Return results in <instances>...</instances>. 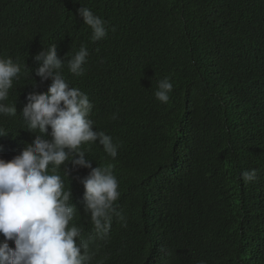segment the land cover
I'll list each match as a JSON object with an SVG mask.
<instances>
[{
  "label": "trees",
  "instance_id": "obj_1",
  "mask_svg": "<svg viewBox=\"0 0 264 264\" xmlns=\"http://www.w3.org/2000/svg\"><path fill=\"white\" fill-rule=\"evenodd\" d=\"M81 6L106 22L104 39H91ZM52 44L69 85L93 104L94 128L119 146L115 159L82 146L118 181L125 219L113 214L106 235L84 212L90 170L57 173L91 264H264V0H0V58L21 67L6 101L17 114L0 115L14 147L39 134L21 112L51 83L33 57ZM81 45L89 55L76 76L67 61ZM165 77L173 91L162 103L154 93Z\"/></svg>",
  "mask_w": 264,
  "mask_h": 264
},
{
  "label": "clouds",
  "instance_id": "obj_2",
  "mask_svg": "<svg viewBox=\"0 0 264 264\" xmlns=\"http://www.w3.org/2000/svg\"><path fill=\"white\" fill-rule=\"evenodd\" d=\"M77 14L91 28L93 41L107 36L106 22L90 8L81 6ZM88 55L87 48L81 45L67 61L68 71L83 75ZM33 59L39 63L35 75L40 82L51 83L44 93H28L21 113L27 130L39 134L31 143L14 147L0 127V153L12 157L10 161L0 159V234L4 237L0 240V264H91L88 242L82 238L81 229L71 224L77 212L70 203L71 189L65 187L57 173L63 168L68 176L69 165L90 170L80 179L84 212L90 214L95 233L106 235L113 214L121 221L125 219L114 207L120 197L118 181L111 165L93 167L82 146L98 143L113 159L119 146L110 135L94 128L90 118L93 104L87 94L65 79V61L58 57L57 45L44 48ZM20 73L18 63L0 58V115L17 114L16 105L6 101ZM172 91L173 83L165 77L158 82L154 95L167 103ZM112 118L117 119L116 114ZM241 176L251 182L256 178V170L244 171ZM9 241L14 247H10Z\"/></svg>",
  "mask_w": 264,
  "mask_h": 264
}]
</instances>
